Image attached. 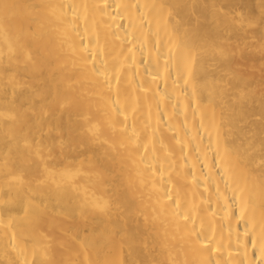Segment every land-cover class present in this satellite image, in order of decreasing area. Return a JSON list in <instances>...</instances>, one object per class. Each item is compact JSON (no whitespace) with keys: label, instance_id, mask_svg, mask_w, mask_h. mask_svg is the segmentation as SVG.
<instances>
[{"label":"bare ground","instance_id":"obj_1","mask_svg":"<svg viewBox=\"0 0 264 264\" xmlns=\"http://www.w3.org/2000/svg\"><path fill=\"white\" fill-rule=\"evenodd\" d=\"M0 264H264V0H0Z\"/></svg>","mask_w":264,"mask_h":264}]
</instances>
